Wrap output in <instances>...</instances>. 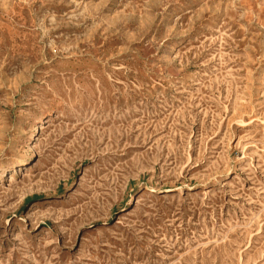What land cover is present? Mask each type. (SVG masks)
Instances as JSON below:
<instances>
[{
	"label": "rangeland",
	"instance_id": "obj_1",
	"mask_svg": "<svg viewBox=\"0 0 264 264\" xmlns=\"http://www.w3.org/2000/svg\"><path fill=\"white\" fill-rule=\"evenodd\" d=\"M0 264H264V0H0Z\"/></svg>",
	"mask_w": 264,
	"mask_h": 264
},
{
	"label": "bare ground",
	"instance_id": "obj_2",
	"mask_svg": "<svg viewBox=\"0 0 264 264\" xmlns=\"http://www.w3.org/2000/svg\"><path fill=\"white\" fill-rule=\"evenodd\" d=\"M24 163H25V162L23 161L20 165H22V164L24 165Z\"/></svg>",
	"mask_w": 264,
	"mask_h": 264
}]
</instances>
